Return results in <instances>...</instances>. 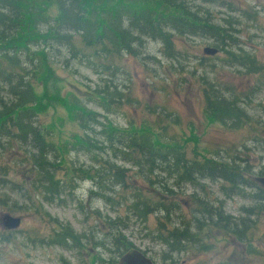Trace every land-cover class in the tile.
<instances>
[{
  "label": "rangeland",
  "instance_id": "1",
  "mask_svg": "<svg viewBox=\"0 0 264 264\" xmlns=\"http://www.w3.org/2000/svg\"><path fill=\"white\" fill-rule=\"evenodd\" d=\"M185 1L192 13L221 31L218 39L175 36L171 38L175 59L166 56L167 51L160 43L143 39V58L124 56L121 72L115 74L119 87L125 83L129 87L127 94L131 100H123L113 111L99 107L93 97L92 90L101 85L95 71L70 59L64 48H60L58 55L48 54L52 75L46 82L37 77L32 87L42 106L37 123L45 141L60 151L62 161L56 177L73 188L70 195L61 198L63 203L41 202L30 187L28 167L16 163L17 153L13 150L1 153L0 178L10 183L0 185V199L5 200V205H0V215L7 213L18 217L20 224L15 230H4L0 224V264H108L110 258H116L97 248V241L105 233L97 220V212L103 218H113L111 210L123 214L124 207L110 208L92 196L95 189L89 180L73 179L72 167L91 166L93 161L73 148L81 131L61 102L69 106L81 105L97 113L100 122L108 121L114 127H125L128 121L136 125L146 121L155 122L152 128L158 130L161 124L175 121L177 125L170 128L169 133L177 135L187 159L232 162L239 172L244 171L243 178L254 185V188H244L245 195L250 197L256 189L264 191L262 183L255 185L253 182V179H264V77L248 72L257 66L264 67V0ZM132 2L136 4L138 0ZM118 3V0L109 2L115 6ZM121 3L126 9L132 8L129 0H121ZM118 5L116 8H120L121 4ZM144 5L153 8L152 12L158 10L150 2ZM42 26L39 24L38 28ZM207 47L217 48L216 52L211 56L203 54L202 50ZM146 56L152 59L144 58ZM238 62L247 64V71ZM203 88L208 92L216 91L226 100L234 98L236 107L244 114L243 121L240 120L235 128H227L205 117ZM94 129L97 132L99 127L94 126ZM101 157L113 158L109 153ZM115 162L133 170L118 159ZM130 182L151 202L158 201L155 197L157 187L149 189L134 177ZM220 185V182L204 181L201 189L191 186L175 189L173 201L180 207L183 219L189 220L190 209L194 207L191 197L201 201L209 199L212 205L220 202L223 214L235 219L243 216V207L253 206V199L226 198L219 190ZM160 199L169 201H165L163 195ZM176 214L169 217V223L179 222ZM156 216L160 215H148L145 222L131 220L122 234L132 249L143 252L153 264H162L163 247L152 237L158 227ZM54 221L86 235L87 243L82 239L81 248L73 245L68 249L50 244L57 231ZM254 223L253 235L244 244L217 228L203 227L197 234L207 251L188 248L175 256L174 261L176 264H264V215Z\"/></svg>",
  "mask_w": 264,
  "mask_h": 264
},
{
  "label": "trees",
  "instance_id": "2",
  "mask_svg": "<svg viewBox=\"0 0 264 264\" xmlns=\"http://www.w3.org/2000/svg\"><path fill=\"white\" fill-rule=\"evenodd\" d=\"M110 1L0 0V155L8 150L17 153L14 155L18 157L16 163L28 167L30 187L37 192L40 201L47 204L63 203L61 198L70 195L73 188L56 177L62 161L60 151L45 141L37 123L42 106L32 87L37 77L43 82L51 77L49 53L58 55L60 48H64L70 59L95 71L101 85L92 90L93 97L99 107L113 111L123 100H131L127 94L129 87L125 83L120 88L115 74L121 72L124 56L143 58V39L160 43L167 51L166 56L175 59L171 38L207 36L218 39L221 34L213 24L192 13L185 0H138L140 5L129 0L132 2L130 10L121 0H118L120 8H116L118 4H109ZM145 2L162 12H152L153 8H146ZM51 11L54 14H50ZM39 24L43 29L38 28ZM238 65L247 71V64L238 62ZM248 72L264 77L263 66ZM206 88L201 90L205 117L230 128L243 121L244 114L236 107L234 98L226 100ZM61 103L81 131L73 148L93 161L91 166L72 167L73 179L89 180L95 189L92 196L110 208L124 207L123 214L112 209L113 218H103L97 212V220L105 230L97 241V248L116 255L108 264H117V259L132 249L122 234L130 221L145 222L148 215H160L156 216L158 227L152 237L163 247L162 264H176L174 257L188 248L207 251L197 234L206 226L217 228L240 243L249 242L254 220L264 215V191L256 189L250 197L245 195L244 188H254V185L243 178V170L239 172L232 162L187 159L177 135L169 133L170 128L177 125L175 121L161 124L158 130L152 128L155 122L146 121L139 125L128 121L125 127H114L108 121L100 122L97 113L81 105ZM94 126L99 127L97 132ZM108 153L112 159L101 157ZM116 159L133 170L118 166ZM132 177L149 189L157 187L154 196L158 201L151 202L138 187L132 186ZM204 181L220 182L219 190L226 198L246 197L253 199L254 204L243 207V216L235 219L223 214L217 200V204L212 205L209 199L201 201L191 197L194 207L190 209L189 220L185 221L180 207L173 201L175 189L183 186L201 189ZM1 183L10 182L0 178ZM158 195L169 201H161ZM0 205H5V200L0 199ZM173 214L179 218L177 224L169 223ZM54 224L57 231L50 244L68 249L73 245L81 248L82 239L87 243L86 235L73 232L68 225L56 221Z\"/></svg>",
  "mask_w": 264,
  "mask_h": 264
},
{
  "label": "water",
  "instance_id": "3",
  "mask_svg": "<svg viewBox=\"0 0 264 264\" xmlns=\"http://www.w3.org/2000/svg\"><path fill=\"white\" fill-rule=\"evenodd\" d=\"M216 52L214 48H204L202 53L205 55H213ZM255 182L262 183L264 187V179H255ZM0 224L4 230H15L20 224V219L18 217H13L7 213L0 215ZM117 264H153L152 260L148 258L145 254L138 250H130L123 253L118 259Z\"/></svg>",
  "mask_w": 264,
  "mask_h": 264
},
{
  "label": "flooded vegetation",
  "instance_id": "4",
  "mask_svg": "<svg viewBox=\"0 0 264 264\" xmlns=\"http://www.w3.org/2000/svg\"><path fill=\"white\" fill-rule=\"evenodd\" d=\"M219 48H220V45H219ZM219 48H218V49H219ZM215 49H217V48H215ZM253 181H254V179H253ZM254 182H255V181H254ZM255 184H256V182H255Z\"/></svg>",
  "mask_w": 264,
  "mask_h": 264
}]
</instances>
